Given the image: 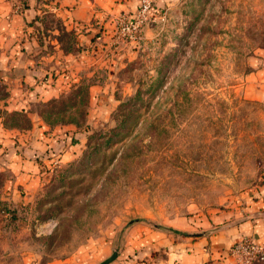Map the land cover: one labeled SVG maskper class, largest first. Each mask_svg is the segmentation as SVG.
<instances>
[{
    "label": "rangeland",
    "instance_id": "rangeland-1",
    "mask_svg": "<svg viewBox=\"0 0 264 264\" xmlns=\"http://www.w3.org/2000/svg\"><path fill=\"white\" fill-rule=\"evenodd\" d=\"M154 2L133 39L115 38L117 12L112 32L101 25L89 43L52 11L40 16L33 73L63 84L57 95L27 96L23 83L7 101L10 73L0 72L10 140L28 143L42 123L78 133L38 181L0 165V264H102L113 253L103 264H158L165 252L148 231L185 236L184 221L200 229L264 181V87L254 78L264 0ZM49 28L64 53L99 50L96 69L73 67L67 81L58 63L46 72Z\"/></svg>",
    "mask_w": 264,
    "mask_h": 264
},
{
    "label": "crops",
    "instance_id": "crops-1",
    "mask_svg": "<svg viewBox=\"0 0 264 264\" xmlns=\"http://www.w3.org/2000/svg\"><path fill=\"white\" fill-rule=\"evenodd\" d=\"M156 4L154 2L153 5L155 12ZM138 5L139 0H0V72L10 73V76L4 79L10 90L7 101L20 99V87L23 83L25 87L30 84L25 88L26 94L34 98L57 95L64 86L54 81L51 75L46 76L43 81H37L36 73H33L35 68H42V65L38 64L36 54L42 50L39 45V17L45 12L52 11L67 29L77 33L81 43H89L94 40L92 37L101 25H110L108 30L112 32V12L114 14L123 10L135 11ZM47 30L50 31L52 47L42 56L46 72L58 63L65 72L57 79L67 81L68 72L73 67L78 70L85 63L96 69V64L100 61L99 50L83 48L77 54L64 53L59 48L60 42L55 36L58 29ZM260 54L264 56V50ZM85 57L87 59L84 61ZM23 70L29 72L23 74ZM257 74H261L259 79L263 80L258 84L264 87V67L254 73V78ZM260 88L261 96H264V90ZM46 128L48 127L42 123L38 128L30 130L32 134L27 140L28 143L23 141L24 144L20 145L15 139L8 138L0 124V134L3 136L0 138V165L15 171L17 181L27 184L26 180L30 176L38 181L52 163L53 157L47 156L48 153L51 154L52 150L58 149L59 146L63 149V141L67 146L57 154L58 160L70 154L69 150L73 145L69 146L71 144L68 138L73 131L58 127L60 131L54 128L45 132ZM77 134L75 132V135ZM211 218L213 219H208V223L200 229L196 228L198 221L194 218L184 221L187 226L177 228L186 230L188 234L185 236H175L165 231H148V245L165 252L158 264H230L233 261L230 248L242 236L250 235L257 242L263 243L264 181L242 192L234 201L233 208L214 213Z\"/></svg>",
    "mask_w": 264,
    "mask_h": 264
},
{
    "label": "built area",
    "instance_id": "built-area-1",
    "mask_svg": "<svg viewBox=\"0 0 264 264\" xmlns=\"http://www.w3.org/2000/svg\"><path fill=\"white\" fill-rule=\"evenodd\" d=\"M154 0H139L135 11H120L114 14L115 38L133 39L142 22L152 16ZM112 20V18H111ZM58 161L54 158L52 163ZM233 261L230 264H257L264 262V242H257L252 236L244 235L230 248Z\"/></svg>",
    "mask_w": 264,
    "mask_h": 264
},
{
    "label": "trees",
    "instance_id": "trees-1",
    "mask_svg": "<svg viewBox=\"0 0 264 264\" xmlns=\"http://www.w3.org/2000/svg\"><path fill=\"white\" fill-rule=\"evenodd\" d=\"M76 137H77V135H75V131L71 133V136H69V138L72 139V140H73V138H76ZM69 138H68V141H69ZM71 142H72V141H71ZM71 142H69V144H70ZM65 143H66L65 141H63V143H62V144L64 145V146L62 145V146H63V149L60 148V146H59L58 149H53V150H52V153H51V154L48 153L47 156H50V158L53 157V159L56 158L57 154L60 153V152H62V151L64 150L65 145H66ZM66 146H67V145H66ZM56 151H57V152H56ZM57 157H58V156H57ZM52 161H53V160H52Z\"/></svg>",
    "mask_w": 264,
    "mask_h": 264
},
{
    "label": "water",
    "instance_id": "water-1",
    "mask_svg": "<svg viewBox=\"0 0 264 264\" xmlns=\"http://www.w3.org/2000/svg\"><path fill=\"white\" fill-rule=\"evenodd\" d=\"M114 255H115V253H113L110 257H108L106 260H104L103 263H106L107 261H109L110 259H112L114 257Z\"/></svg>",
    "mask_w": 264,
    "mask_h": 264
}]
</instances>
